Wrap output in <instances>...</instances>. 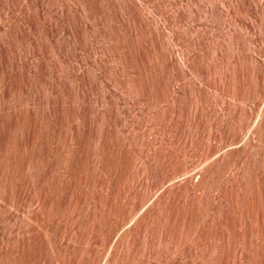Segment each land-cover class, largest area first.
Here are the masks:
<instances>
[{
	"label": "rangeland",
	"instance_id": "obj_1",
	"mask_svg": "<svg viewBox=\"0 0 264 264\" xmlns=\"http://www.w3.org/2000/svg\"><path fill=\"white\" fill-rule=\"evenodd\" d=\"M215 4L225 35L207 28L217 21L207 12ZM248 7L245 0H0V264H39L41 257L45 264H83L84 255L107 254L115 244L122 264L134 263L136 251L148 243L144 235L128 241L126 232L164 189L185 177L153 187L156 176L146 155L162 142L165 148L168 141L180 143L185 98L199 137L187 147L189 154L194 161L206 154L194 172L249 134L264 150V137L256 133L264 127V3L255 0V15ZM235 31L247 36L257 69V92L247 106L245 91L223 96L217 87L222 81L229 86L218 51L230 49L232 58L224 63L240 68L249 89L251 57L245 58ZM183 55L195 64L186 72L178 63ZM207 95L211 109L220 96L225 115L211 113L207 120ZM231 105L247 108L243 135L208 155L209 142L215 145L228 127ZM258 160L264 164V155ZM243 163L232 178L229 170L221 178V193L233 179L240 181ZM257 170L254 192L264 212V174ZM235 191L241 201L242 188L236 184ZM139 202L143 207L136 208ZM132 211L134 217L113 232L115 220ZM182 211L183 203L170 208L176 215ZM202 213H194L191 229L200 237L191 248L206 244V264H233L228 254H214L217 231ZM241 223L247 235L243 216ZM171 246L173 257H181L182 236ZM256 246L250 256L244 242L234 264H264L261 226Z\"/></svg>",
	"mask_w": 264,
	"mask_h": 264
},
{
	"label": "bare ground",
	"instance_id": "obj_2",
	"mask_svg": "<svg viewBox=\"0 0 264 264\" xmlns=\"http://www.w3.org/2000/svg\"><path fill=\"white\" fill-rule=\"evenodd\" d=\"M245 1L249 5L248 12L255 15V0ZM258 2L259 4H263L264 0H258ZM207 12L217 17V21L207 24V28L215 35H225L227 25L222 21L223 17L219 7L215 4L212 7H208ZM243 22H246L247 28L252 29L253 23L249 19ZM235 32L236 35L240 37L239 44L242 53L244 55L246 54L245 58L248 59L251 57L249 60L250 71L248 74V79L250 81L248 85L249 89L243 87L240 79V68L233 64L224 63L227 58H232L230 49H226L223 53L218 51L221 64L227 68V84L229 86L224 87V81H222L217 87L222 91L223 96H225L227 92L230 93V91L233 92L234 95L236 91H245L249 94V97L245 100V105L247 106L251 103V96L257 92L255 73L257 69L254 65V56L251 53V48L245 43L246 40L244 37L247 36L243 32ZM178 63L182 72L193 69L195 66L192 57L189 55H183L182 60H178ZM261 77L262 86H264V68L261 70ZM192 94L191 90L187 88L186 95L188 98L192 96ZM253 98L255 97L253 96ZM216 99L222 109L219 108V105H214L211 109L210 97L207 95V120L211 113L215 115L217 119H219L221 115H225L222 112L223 110H227V108L222 104V99L219 95ZM246 106L237 107L231 105L228 108V127L222 135L217 134L216 139L218 142H216L215 145H212L211 141L209 142L210 148H208V155L219 152L225 144L230 143V145H234L233 143L242 137L244 131L242 130V122L245 121ZM181 108L183 110L182 114L184 115V119H181V122H179L181 131V133L180 131L178 133L181 138L180 143L168 141V145L165 148L164 142H162L159 150L151 153L150 151L152 150L149 149L146 155L152 162L156 176L153 187L157 188L166 185L168 182L174 181L178 177H185L182 180L173 182L168 188L164 189L152 204L135 219V223L126 232L125 237L128 241H130V239L136 240L139 236L144 235L148 243L147 247L144 246L136 251L135 262L132 264H206L204 261L206 259L205 255L207 254L206 244L201 243L196 251L191 248V243L195 242V239H197L200 233V231L194 232L191 229V224L195 221V212H203L204 219L207 217L206 221L211 222V226L217 231V238L220 243H218V249L214 252L216 257L224 259L229 255L234 264V262L240 258L244 242L250 250L248 255L253 256L255 254L257 250L256 237L258 228L261 226L264 231V212L261 208V196L255 194L256 191L254 192V190H256L254 189V182L255 174L258 171L257 169L264 174V164H260L258 160L259 154L264 155V150L262 149L263 145L261 147L259 143L254 141L255 137H251L249 134V137H247L239 147L230 149L223 153L213 163L207 164L194 172L192 167L196 163H203L206 154H204L200 160L194 161L191 159V154H189V149L187 147L191 143L196 142L199 137L192 126L193 110H190L187 98L182 100ZM185 115L187 116L186 120ZM201 115L205 114L201 112ZM252 128L250 127V129ZM256 133L259 134L260 138H263L264 127L256 131ZM169 159L172 161V165L166 167L165 163ZM241 160L244 161L242 178L240 181H235L233 179V184L227 186L223 193H221L219 187L221 178L227 177L226 172L228 170L230 171L231 177L236 169L237 163ZM259 166L261 167L259 168ZM236 184L242 188L241 201L235 194ZM192 196L193 203H190V198ZM177 203H183V211L179 215L170 212L171 206ZM142 205L143 203L139 202L136 208ZM134 215L132 211L125 217L116 219L113 232L116 233L118 227L123 223L124 218L128 221L132 219ZM242 216L245 218L248 225L249 232L247 235L242 228ZM151 224H156L157 228L152 230ZM227 229L230 230L228 231ZM201 234L203 240H207V236L210 235L207 230L201 232ZM180 236H182L184 240V246H182L180 254L181 257H173L171 245L177 241ZM59 238L60 236L58 239ZM59 240L63 242V237ZM238 240H240L241 244L238 243ZM228 242L230 247L226 245ZM47 244L49 243L47 242ZM118 249V244H115L113 249L110 248L107 254L103 253L100 256H94L92 259H90L92 255H84L85 259L83 264H122V251L120 250L118 253ZM88 260L90 262H87ZM39 264H45L44 257L40 258ZM62 264H68L67 260H63Z\"/></svg>",
	"mask_w": 264,
	"mask_h": 264
}]
</instances>
